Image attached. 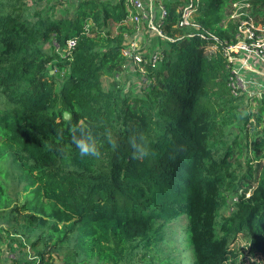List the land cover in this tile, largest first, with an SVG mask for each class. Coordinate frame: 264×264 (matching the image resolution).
<instances>
[{
  "label": "trees",
  "instance_id": "trees-1",
  "mask_svg": "<svg viewBox=\"0 0 264 264\" xmlns=\"http://www.w3.org/2000/svg\"><path fill=\"white\" fill-rule=\"evenodd\" d=\"M164 2L171 39L133 94L118 80L134 30L125 0H80L67 17L0 0V213L27 225L38 264L55 251L64 264H119L139 243L158 252L179 218L188 264H246L239 237L259 257L247 264H264V91L248 113L254 123L248 108L236 112L242 98L224 54L237 39L232 4L252 3L264 23V0H198V27H174L181 2ZM242 118L254 129L246 142L234 128ZM80 122L99 158H81L72 142ZM141 135L149 155L133 159L130 140ZM143 264L178 262L170 251Z\"/></svg>",
  "mask_w": 264,
  "mask_h": 264
},
{
  "label": "rangeland",
  "instance_id": "rangeland-1",
  "mask_svg": "<svg viewBox=\"0 0 264 264\" xmlns=\"http://www.w3.org/2000/svg\"><path fill=\"white\" fill-rule=\"evenodd\" d=\"M27 5L31 7L33 10L35 7H44L50 5L53 7L52 11L54 12L56 17H67L69 15H72V13L76 10V5H78V2L80 0H25ZM109 2H114L115 0H108ZM235 3V2H234ZM232 4L234 8L232 17H238L241 14H245L246 16H250L254 21L255 19H258V24L255 25L256 28H262L258 31L259 34H264V23L261 21V16H257V13L255 12V7L252 5V3H235ZM158 8V7H157ZM159 9V8H158ZM158 11V10H157ZM148 12V19H151V14L157 16L159 13L153 10V13H150V10H147ZM146 12V13H147ZM194 11L192 12L191 16H189V20H192ZM176 25V23H175ZM176 27V26H174ZM128 32V31H126ZM138 35H135L136 38V44L137 46H140V48H144L147 50L148 48H153L156 46H161V42L163 39L157 36V31L154 28H150L149 26H144L140 28L138 31ZM127 34L124 38V44L127 41L133 40V34L131 33H125ZM257 45H261L260 41H255L254 43V49L257 48ZM205 49L214 50L215 46L213 44H208L205 46ZM236 51V52H235ZM234 53L231 54L234 56L235 59H230L233 62V65L241 58L244 57V53L241 51L235 50ZM225 54V52H224ZM230 56V54H229ZM227 57V56H226ZM229 60V58H227ZM254 66V65H253ZM142 67L141 65H134L130 63L126 67L127 74L123 73L119 76V82L120 84L124 85V91L132 92L133 94H140V91L148 85V79L146 78V73L144 70H140ZM143 69V68H142ZM52 73L54 70L51 71ZM248 77V76H247ZM257 90V89H256ZM253 85H250L249 83L243 84L241 89H237V95H239L242 99L237 101L240 103L238 107V103L235 104V110H239V108H248L247 112L244 111V114L249 115L250 112H255L257 110V100L255 99L257 92ZM256 92V93H255ZM247 119V118H246ZM246 119L242 118L239 120H236L237 122L234 124L235 131L238 132L239 137L246 142V139L242 137L246 132L249 135H252L254 133V129L252 128V125L249 126L247 123H245ZM250 122H253V117L249 118ZM251 138V136H250ZM248 141V140H247ZM246 149L244 148L243 151ZM230 201H234L232 198ZM15 216V214H13ZM18 216V215H17ZM183 221L185 220V217L183 216ZM18 224L8 221V216L3 215V213H0V264H27L28 261H33L36 258L35 254V248L31 246V238L28 237L26 234H28L27 225L24 224V222L21 220V217L18 218ZM182 222V219L179 218L171 225H169L166 228V236L169 240L167 242V249H159L158 252L149 251L147 253L145 249L143 248L142 243H139L136 245V247L132 250L131 259L129 261H123L119 264H143L148 263L150 260V257L153 255H162L167 254L170 251L173 252L175 258L177 259L178 264H188V259H181L180 255H182L184 252V244H182L178 228L179 224ZM179 238V239H178ZM237 247L240 249L239 254V260H242V262L245 261V263L252 262V260L256 259L259 261L258 255H252L250 253V249L247 246V243L244 241L243 237H239L236 240ZM38 248H42V243H38L36 245ZM52 264H64V257L62 254H59V252L55 251L52 253ZM155 257V256H154ZM153 257V258H154ZM152 259V258H151ZM37 260V259H36ZM35 260V261H36ZM238 260V261H239ZM240 262V261H239ZM241 262V263H242Z\"/></svg>",
  "mask_w": 264,
  "mask_h": 264
},
{
  "label": "built area",
  "instance_id": "built-area-1",
  "mask_svg": "<svg viewBox=\"0 0 264 264\" xmlns=\"http://www.w3.org/2000/svg\"><path fill=\"white\" fill-rule=\"evenodd\" d=\"M181 3L176 5V12L178 13V18L176 20V25L173 26H184L191 24L194 27H198L197 24L193 23L192 20H189L192 12L195 10L198 0H178ZM128 10V21L133 24L134 32L133 40L127 41L123 44L121 48V53L126 60L125 66L130 63L134 65H141L140 70H144L145 65H150L155 67L160 58L161 53L158 46L154 49L140 48L136 44L135 35H138L140 28L144 26H149L154 28L157 31V36L164 39H171L163 30L162 27L166 23V18L168 17V9L165 6L164 0H125ZM239 3V2H235ZM234 3V4H235ZM241 3V2H240ZM236 6V4H235ZM159 9H158V8ZM235 7H233L234 10ZM153 13V10L159 14L155 16L151 14V19H148V12ZM158 10V11H157ZM147 12V13H146ZM233 11L231 13L232 17ZM238 18V26L236 33V41L232 44H229L225 49V55L227 58L235 59L232 56L231 52L238 50L244 53V57L239 59L232 68L233 79L231 80V87L234 92L237 94V89H241L243 84L249 83L253 85L257 94L259 95L264 91V34H259L258 31L262 28H256L255 25L258 23L254 21L250 16L241 14ZM127 34L124 33V37ZM255 41H260L261 45H257L254 49ZM76 41L73 38H70L66 42V53H70L74 47ZM149 55L144 57V54ZM236 52V51H235ZM230 54V56H229ZM254 65V66H253ZM248 76V77H247ZM255 92V93H256ZM37 259V257L35 258ZM39 259L35 261V264H38Z\"/></svg>",
  "mask_w": 264,
  "mask_h": 264
},
{
  "label": "clouds",
  "instance_id": "clouds-1",
  "mask_svg": "<svg viewBox=\"0 0 264 264\" xmlns=\"http://www.w3.org/2000/svg\"><path fill=\"white\" fill-rule=\"evenodd\" d=\"M71 131H72V142L79 150V155L81 158L84 157L99 158L101 156V152L95 136L93 135L92 131L89 128L84 126L83 122L74 125ZM107 139L111 143L112 137L110 133L107 135ZM130 144L133 149V153H132L133 159H143L149 155L147 147L144 143L143 135H141L138 139L136 137L131 138Z\"/></svg>",
  "mask_w": 264,
  "mask_h": 264
},
{
  "label": "water",
  "instance_id": "water-1",
  "mask_svg": "<svg viewBox=\"0 0 264 264\" xmlns=\"http://www.w3.org/2000/svg\"><path fill=\"white\" fill-rule=\"evenodd\" d=\"M64 117L65 118H68L69 117V114L67 112H64Z\"/></svg>",
  "mask_w": 264,
  "mask_h": 264
}]
</instances>
